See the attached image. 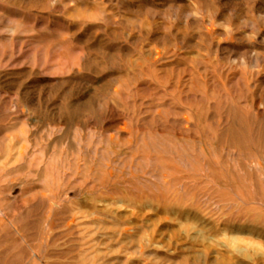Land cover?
Wrapping results in <instances>:
<instances>
[{
    "label": "rangeland",
    "instance_id": "rangeland-1",
    "mask_svg": "<svg viewBox=\"0 0 264 264\" xmlns=\"http://www.w3.org/2000/svg\"><path fill=\"white\" fill-rule=\"evenodd\" d=\"M0 264H264V0H0Z\"/></svg>",
    "mask_w": 264,
    "mask_h": 264
}]
</instances>
